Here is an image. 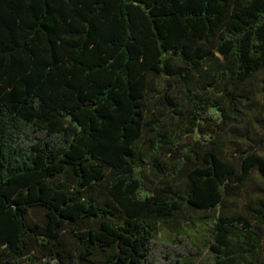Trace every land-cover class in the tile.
<instances>
[{
    "label": "trees",
    "instance_id": "16d2710c",
    "mask_svg": "<svg viewBox=\"0 0 264 264\" xmlns=\"http://www.w3.org/2000/svg\"><path fill=\"white\" fill-rule=\"evenodd\" d=\"M206 250L264 264V0H0V264Z\"/></svg>",
    "mask_w": 264,
    "mask_h": 264
},
{
    "label": "rangeland",
    "instance_id": "374dc122",
    "mask_svg": "<svg viewBox=\"0 0 264 264\" xmlns=\"http://www.w3.org/2000/svg\"><path fill=\"white\" fill-rule=\"evenodd\" d=\"M240 131L246 132L249 134L251 138H256V139H259V137H261L262 135L261 130L251 120L244 121L240 126ZM232 143H233V147L245 146V141L240 140L237 137L232 138ZM252 176H253L252 179L248 182L250 188H255L257 185L263 186V182L261 181L257 172H254ZM204 233L205 232L199 230V227H194L191 236L196 244H200L201 246H203L204 243L207 242V240H205L207 236ZM170 236L167 234H163V237L165 238H171ZM186 264H213V262H212L211 254L209 253V251L206 250L201 256L194 258L193 260L189 261Z\"/></svg>",
    "mask_w": 264,
    "mask_h": 264
}]
</instances>
